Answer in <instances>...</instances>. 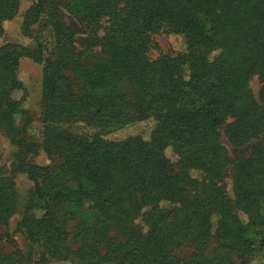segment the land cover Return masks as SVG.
Listing matches in <instances>:
<instances>
[{
	"label": "trees",
	"instance_id": "1",
	"mask_svg": "<svg viewBox=\"0 0 264 264\" xmlns=\"http://www.w3.org/2000/svg\"><path fill=\"white\" fill-rule=\"evenodd\" d=\"M20 5L0 0V38ZM162 30L184 50L152 57ZM24 33L35 47L0 44V132L34 182L19 228L36 250L13 237L19 194L0 179V264H264V0H36ZM24 57L43 65L40 140ZM223 128L261 141L233 158Z\"/></svg>",
	"mask_w": 264,
	"mask_h": 264
},
{
	"label": "rangeland",
	"instance_id": "2",
	"mask_svg": "<svg viewBox=\"0 0 264 264\" xmlns=\"http://www.w3.org/2000/svg\"><path fill=\"white\" fill-rule=\"evenodd\" d=\"M20 11L11 20L5 22V35L0 38V44L7 42H14L24 46L25 48L35 47V41L24 33V20L27 11L33 6L36 0H20ZM104 25H107V20H103ZM39 31V25L33 26V33L37 34ZM104 30L101 31L103 33ZM157 43L160 45V49L153 47L150 51L152 57H157L161 53H177L178 51L184 50L185 40L182 36L175 34H168L165 30H162L154 36ZM19 78L22 81L26 97L24 101V107L29 110L34 116V123L29 130L30 136L35 140H40L42 137V130L45 126L44 121L40 119V109L42 105V93H43V65L36 63L33 59L29 57H24L21 60V65L19 69ZM252 88L256 94L259 96L261 89V82L256 77L251 82ZM25 94L24 90H17L13 93L15 99H21ZM19 121V119H18ZM147 127V126H146ZM133 128V127H132ZM145 126L140 128H135L130 130L125 129L122 131H117L110 136H123L130 133H138L143 131H148V128L144 130ZM222 142L229 148L230 154L233 158H236L240 153H246L248 144L252 142H260V138H254L250 142L244 145L233 144L223 128ZM7 133V132H6ZM4 130L0 132V179L7 180L11 179L15 182L17 192L19 194V208L17 213L12 217L10 229L12 231L13 237L16 239L19 247H21L28 255L32 257L36 249L33 248L29 241L25 238L24 234L19 228V223L22 219L23 209L27 201L30 199L31 192L34 189V182L25 173H20L17 170V160L16 157L17 148L11 145L8 135ZM31 161L40 164L48 165L51 160L46 152L42 151L40 154L31 156ZM264 257L259 255L253 263H261ZM50 264H77L72 260H64L55 258Z\"/></svg>",
	"mask_w": 264,
	"mask_h": 264
}]
</instances>
